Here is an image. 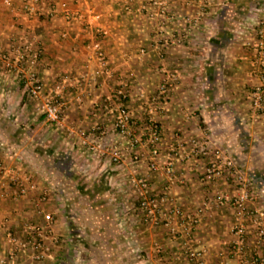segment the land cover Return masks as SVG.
Returning <instances> with one entry per match:
<instances>
[{
  "label": "crops",
  "instance_id": "1",
  "mask_svg": "<svg viewBox=\"0 0 264 264\" xmlns=\"http://www.w3.org/2000/svg\"><path fill=\"white\" fill-rule=\"evenodd\" d=\"M9 1L0 0V45L9 49L13 43L30 41L43 50L33 67L43 90L39 99L28 95L27 65L0 66V257L10 248L8 232L17 246L27 224L44 223L36 209L43 193L41 208L52 215L51 227L62 249L39 262L19 253L5 264H64V250L70 246L83 252L79 264H190L184 256L187 246L205 249L207 262L217 264L219 252L232 238V199L239 183L235 178H204L210 153L195 154L185 143L184 157L170 159L167 149L190 137L205 140L210 151L218 149L248 180V209L264 217V112L250 103L253 90L263 84L254 41L264 0H188V5L187 0H170L177 13L196 15L201 8L205 13L178 44L168 41L166 32L159 41L152 34V23L139 11L148 0H133L130 11L123 9V0H37L31 12L24 9L23 0ZM60 1L67 2L73 17H65ZM176 25L173 21L169 29ZM95 26L101 28V37L95 36ZM96 40L108 71L92 80L100 63L87 44ZM162 70L177 78L165 103L150 99ZM123 81L129 82L125 104L136 121V135L145 142L150 122L159 126L156 171L148 167L144 144L134 147L142 154L135 161L126 140L109 131L107 146L118 142L122 148L116 164L108 153H91L77 134L67 132L96 124L108 129L109 108ZM57 93L64 105L60 130L40 111ZM168 163L171 177L165 172ZM13 175L23 179L26 193L17 192L10 182ZM140 176L166 206L198 215L190 233L180 223L171 233L144 221L132 184ZM69 221L74 229L79 226V234ZM248 244L252 246V237ZM228 262L237 264L234 259Z\"/></svg>",
  "mask_w": 264,
  "mask_h": 264
},
{
  "label": "built area",
  "instance_id": "2",
  "mask_svg": "<svg viewBox=\"0 0 264 264\" xmlns=\"http://www.w3.org/2000/svg\"><path fill=\"white\" fill-rule=\"evenodd\" d=\"M37 0H23L24 9L27 12L33 11L34 3ZM8 4L9 0H4ZM133 0H123L122 6L125 11L131 10ZM185 4L190 2L187 0ZM59 6L67 18L73 17L75 14L69 7L66 1H60ZM139 11L144 12L145 18L152 23V34L159 40L162 39L161 33L166 32L172 43L178 44L182 41L184 36H187L192 31V27L203 17L204 10L201 8L196 15L190 13H177L171 10L170 0H148L146 3L142 2L139 6ZM95 19L99 15L93 14ZM177 22L174 29H169L170 23ZM171 30V31H170ZM95 36L101 37L102 31L99 26L93 27ZM175 31V32H174ZM65 36V33L62 34ZM255 64L260 73L264 70V6L258 10V18L255 27ZM97 54L99 60L98 69L91 73V79L95 80L101 72H107L105 56L99 49V43L96 41L87 44ZM141 53L145 52L141 48ZM43 54L41 48L35 47L30 41L17 42L10 45L9 49H4L0 45V66L3 68H17L21 65H27L29 70L25 78V86L28 94L34 98L39 99L43 90L42 84L39 82L34 70ZM162 57V54H160ZM18 66V67H17ZM262 70V71H261ZM163 71V70H162ZM164 75L157 87V91L150 96L154 102L165 99L168 91L175 85L177 78L171 71H163ZM263 84L257 86L252 94L250 103L254 110L264 112V76ZM136 85L138 84L135 82ZM129 82L123 81L121 85L115 90V100L109 108L110 126L105 128L104 125L96 124L87 129L79 128L74 130L67 129L69 135L77 134L80 139V144L91 153L99 156L106 155L113 163H120L122 156V148L118 142L107 146V134L112 132L120 138H124L130 148L133 149V159L137 161L142 154L136 152L134 147L139 144L148 146L149 157L148 167L151 171L158 170L157 157L159 156L160 133L159 126L156 122L151 121L147 126L148 137L145 142L141 140L135 133L136 121L132 117L125 101L128 97ZM59 93L51 98H47L42 104L41 108L46 118L56 124L62 123V115L64 112L63 102L59 100ZM76 132V133H75ZM185 143L190 145V149L195 154L212 155L204 170V178L213 180L216 178H223L225 181L236 179L239 183V190L237 195L232 199L234 207L235 222L231 229V240L228 243L227 249L219 252V261L217 264H229L228 259L236 260L237 264H264V217L259 213H254L248 209L246 202L251 198L248 189V180L236 169L234 163L222 156L218 149L210 151L209 146L205 140H199L196 137H190L187 142H175L167 149V156L170 159L184 157ZM4 168L3 162L0 158V171ZM166 174L172 176V165L166 164ZM10 182L15 185L18 193H26L27 187L23 179L19 176L13 175L10 177ZM135 193L138 198V207L142 212L144 221L150 222L153 225L164 226L169 229L171 233H176L177 225L179 223L183 226L186 233H190L192 229L198 224L199 217L197 214H190L182 210L177 205L166 206L165 199L153 194L149 188L148 181L145 177H136L132 181ZM44 196L39 198L37 202V212L43 214L44 223L27 224L23 230L24 239L18 241L17 246H14L17 239L11 233H7V242L10 248L5 251V255L0 257V264H5L7 261H12L21 253H28L32 259H41L50 250V242L57 240L53 233L51 224L53 217L50 213H43L41 208ZM252 237V246L248 244V238ZM205 249H195L187 246L184 251L185 259L190 264H209L205 259Z\"/></svg>",
  "mask_w": 264,
  "mask_h": 264
},
{
  "label": "rangeland",
  "instance_id": "3",
  "mask_svg": "<svg viewBox=\"0 0 264 264\" xmlns=\"http://www.w3.org/2000/svg\"><path fill=\"white\" fill-rule=\"evenodd\" d=\"M38 48H40V47H38ZM43 55V54H42ZM42 58V56L40 57V59ZM40 61V60H39ZM39 63V62H38ZM60 94V93H59ZM29 95V94H28ZM30 96V95H29ZM31 97V96H30ZM60 100V99H59ZM61 101V100H60ZM40 111L43 113V111H42V108L40 107ZM44 114V113H43ZM46 117V116H45ZM56 124V123H55ZM55 126H57V127H59V130H60V126L61 127H63L62 126V124H56ZM15 186V185H14ZM18 192V191H17ZM42 196H45V193H43L41 196H39L38 197V200H39V198H41ZM45 201V199L42 201V203ZM42 205V204H41ZM78 227L79 226H75V233H80L79 232V230H78ZM57 238V240L55 241V242H50V250L47 252V254H45V256L43 257V258H41V259H32L31 258V261H33V262H39V261H42V260H44L46 257H47V255L51 252V251H53L54 249H60L61 248V246H62V242H61V240H60V237L58 236V237H56ZM23 239H24V237H23ZM62 249V248H61ZM65 254H64V264H79V259H81L82 257H83V252L82 251H79V250H76V248H72L71 246L70 247H66L65 248ZM25 254H28V253H25ZM5 255V253H3L2 254V256H4ZM28 256H29V254H28ZM17 257V256H16ZM16 259V258H15ZM15 259H13V260H15ZM12 260V261H13ZM8 262V261H7ZM6 262V263H7Z\"/></svg>",
  "mask_w": 264,
  "mask_h": 264
},
{
  "label": "trees",
  "instance_id": "4",
  "mask_svg": "<svg viewBox=\"0 0 264 264\" xmlns=\"http://www.w3.org/2000/svg\"><path fill=\"white\" fill-rule=\"evenodd\" d=\"M69 224H70V227L73 229L74 231V225H73V222L72 221H69Z\"/></svg>",
  "mask_w": 264,
  "mask_h": 264
}]
</instances>
